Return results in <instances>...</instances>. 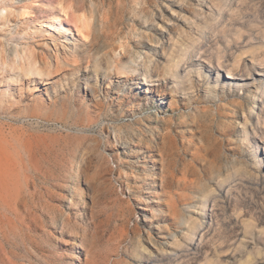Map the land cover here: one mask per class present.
Segmentation results:
<instances>
[{"label":"rangeland","instance_id":"rangeland-1","mask_svg":"<svg viewBox=\"0 0 264 264\" xmlns=\"http://www.w3.org/2000/svg\"><path fill=\"white\" fill-rule=\"evenodd\" d=\"M17 1L0 24V140L27 227L0 236V264H148L140 246L193 220L174 264H264V0ZM47 1L56 20L37 27ZM16 49L66 57L15 82Z\"/></svg>","mask_w":264,"mask_h":264},{"label":"bare ground","instance_id":"bare-ground-1","mask_svg":"<svg viewBox=\"0 0 264 264\" xmlns=\"http://www.w3.org/2000/svg\"><path fill=\"white\" fill-rule=\"evenodd\" d=\"M17 3H18L17 0H0V24L10 23L11 22L10 17L12 15L15 14L19 16L24 15V10H25L23 9L24 7L18 6ZM45 5L42 4L40 5V7L42 11H48V14H41L35 19L36 21L35 24L37 25V27H41V28L46 26L53 27L54 25L53 23L56 20L55 17L57 15L52 11L54 9V4L47 1L45 2ZM30 7L35 8L34 5H31ZM88 7L91 11L92 6H88ZM60 8L61 10H64L63 6H60ZM91 16H92L91 14H88V16L85 15V17L83 18L81 17L80 18L81 22L80 24L77 25L78 31L80 33L79 37L83 39H86L90 35L91 20L89 19ZM61 27H63L64 31H69V29H66L64 26L61 25ZM47 30L51 31L49 28H47ZM60 37H61V40L59 42L60 45L67 46L69 44H72L67 36H60ZM14 56H15V60L13 61V63H7L6 61H4L2 62V65L6 67L7 71L11 72L12 74L14 73V75H16L15 78H13L15 82L19 81L20 76L28 77V78L34 76L40 79L45 77L47 78L54 72H57L58 70L61 69L62 66H60V64L64 63L63 58L66 57V55H64L63 53H57V51H54L48 55L45 62L41 63L38 60V58L34 55V51L32 49L25 50L24 52H20L18 49H16ZM72 57L74 58V60L77 59L76 54H72ZM52 58H54L55 61H57L58 63L57 69H55V66L52 65L51 63ZM153 60L154 59L149 58V60L145 63L146 75L143 76L144 82L146 80L148 81L149 75H147V72H150L152 65L154 63ZM173 66L176 65L173 64ZM173 72H174L173 73L174 77L180 76V73L178 72L177 69ZM249 74L251 75L253 73L250 72ZM263 82L264 81H261L260 85ZM262 88L264 89V83ZM146 92H149V90L147 89ZM253 109L251 111H254ZM246 132L247 131H245V133ZM255 156L258 157L257 151L255 153ZM19 170H20V162L18 161L17 158L14 157V155L5 147L4 143L0 140V236L1 237H4L7 235V233L14 232L18 229L22 231L23 228L27 227L26 219L21 217L22 213L20 210V206L22 205V201H23V196L21 193ZM232 176L233 175L230 174L227 175L219 183H221L222 185L227 184L228 182H230L229 178ZM212 192L213 190H209L205 195V197L203 198V200L201 201L202 205H204L205 207L207 206L206 205L207 201L209 197L212 195ZM175 207L176 206H174V210ZM201 208H203V206H201ZM19 223L23 226V228L19 225ZM200 225L196 220H193L188 231L183 233L184 240H181L180 238L177 237V235H175L174 240L171 243L168 242L169 245L168 247L162 246L158 248L155 247V244H152L153 245L152 248L151 243H149V245L140 246V249L138 250L137 253L139 263L148 261L149 262L148 264H150L152 259H154L153 260L154 263H161L163 260L166 259L167 261H169L170 264H174L180 258L181 253H183V251H185L186 249L188 251V247H190L193 244L198 234L199 231L198 229L200 228L199 227Z\"/></svg>","mask_w":264,"mask_h":264}]
</instances>
